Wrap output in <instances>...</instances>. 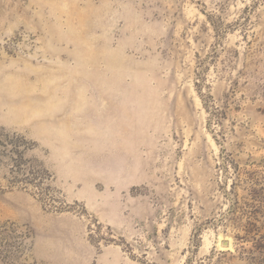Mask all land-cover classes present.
<instances>
[{"label": "rangeland", "instance_id": "374dc122", "mask_svg": "<svg viewBox=\"0 0 264 264\" xmlns=\"http://www.w3.org/2000/svg\"><path fill=\"white\" fill-rule=\"evenodd\" d=\"M0 264H264V0H0Z\"/></svg>", "mask_w": 264, "mask_h": 264}]
</instances>
